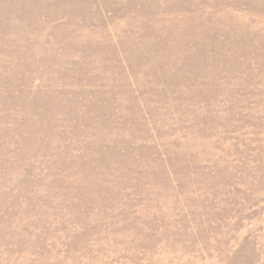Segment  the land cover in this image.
<instances>
[{"label": "rangeland", "instance_id": "obj_1", "mask_svg": "<svg viewBox=\"0 0 264 264\" xmlns=\"http://www.w3.org/2000/svg\"><path fill=\"white\" fill-rule=\"evenodd\" d=\"M0 264H264V0H0Z\"/></svg>", "mask_w": 264, "mask_h": 264}]
</instances>
